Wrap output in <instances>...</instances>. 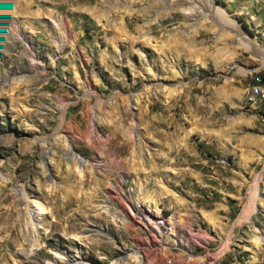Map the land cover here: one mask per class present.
I'll return each mask as SVG.
<instances>
[{
    "label": "rangeland",
    "instance_id": "obj_1",
    "mask_svg": "<svg viewBox=\"0 0 264 264\" xmlns=\"http://www.w3.org/2000/svg\"><path fill=\"white\" fill-rule=\"evenodd\" d=\"M257 75L264 0H0V264H264Z\"/></svg>",
    "mask_w": 264,
    "mask_h": 264
},
{
    "label": "bare ground",
    "instance_id": "obj_2",
    "mask_svg": "<svg viewBox=\"0 0 264 264\" xmlns=\"http://www.w3.org/2000/svg\"><path fill=\"white\" fill-rule=\"evenodd\" d=\"M244 40V39H243ZM250 44V43H249ZM255 91H256V84L255 85H253L252 86V88H251V94H255ZM262 94H264V86H262ZM61 109H63V106H61ZM62 121V120H61ZM61 123L62 122H60V126H61ZM60 126H59V128H60ZM56 140V139H55ZM66 144V143H65ZM68 145V144H67ZM67 148H68V150H69V146H67ZM70 151V153H71V150H69ZM71 155L72 156H74V158H73V160H75V161H80V159L79 158H77L76 156H75V154L74 153H71ZM77 161V162H78ZM47 171V170H46ZM47 172H49V171H47ZM81 172V171H80ZM48 174V173H47ZM49 176L51 177V175H50V173H49ZM52 178V177H51ZM0 181H1V183L2 184H4V183H9V180L8 179H6V178H4V177H0ZM8 185V184H7ZM32 203L34 204V207H35V209L38 211V212H41L42 210H41V207H40V203L37 201V200H33L32 201ZM40 215H41V213H40ZM25 221V220H24ZM29 222V221H28ZM31 226V225H30ZM90 233H93V232H90ZM224 246V245H223ZM226 248V246H224L223 247V249L220 251V252H222L224 249ZM220 255V254H219ZM135 257V256H134ZM163 261L164 260H162L161 258H159V257H155V259H153V261H152V263L153 264H163ZM62 264H65V263H62ZM66 264H70L69 262L68 263H66Z\"/></svg>",
    "mask_w": 264,
    "mask_h": 264
},
{
    "label": "built area",
    "instance_id": "obj_3",
    "mask_svg": "<svg viewBox=\"0 0 264 264\" xmlns=\"http://www.w3.org/2000/svg\"><path fill=\"white\" fill-rule=\"evenodd\" d=\"M256 80V91L255 94H250V100L258 102L263 111V119H264V94H262V86H264V76H255Z\"/></svg>",
    "mask_w": 264,
    "mask_h": 264
}]
</instances>
